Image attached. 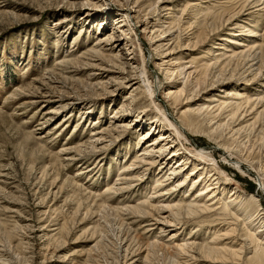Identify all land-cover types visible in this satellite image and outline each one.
I'll return each instance as SVG.
<instances>
[{
  "label": "rangeland",
  "instance_id": "rangeland-1",
  "mask_svg": "<svg viewBox=\"0 0 264 264\" xmlns=\"http://www.w3.org/2000/svg\"><path fill=\"white\" fill-rule=\"evenodd\" d=\"M131 1L141 6L137 21L152 24L160 18L172 38L163 65L153 63L160 51L148 50V44L141 48L146 74L158 78L160 89H182L163 106L176 114L185 111L184 118L193 123L182 137L184 148L202 147L212 154L211 162L223 165L222 200L236 191L237 204L250 209L248 195H255L253 221L242 225L247 219L237 204L228 207L236 217L225 211L184 215L172 204L206 184L190 188L189 178L178 192L146 200L155 196L154 182L167 174L169 165L160 172L156 167L146 171L142 181L128 188L108 190L119 168L144 146L139 135L155 115L146 106L142 127L118 132L120 136L102 134L97 148L87 143L95 128L113 120L124 98L123 89L110 95L92 85L113 73L100 69L105 58L102 62L85 54L103 27L120 17L115 5L94 7L91 1L58 7L57 0H0V264H255L246 233L259 228L254 216L264 215V112L258 114L264 99L243 104L236 113L226 106L209 111L202 106L224 92L264 94V0ZM253 44L257 47L248 50ZM63 59L67 62L61 64ZM180 64L189 67L181 72ZM145 99L120 111L119 120L132 121ZM249 159L258 174L249 168ZM237 160L241 171L234 166ZM192 167L188 163L180 178ZM213 218L217 220L210 223ZM186 241L195 245H173Z\"/></svg>",
  "mask_w": 264,
  "mask_h": 264
},
{
  "label": "bare ground",
  "instance_id": "bare-ground-1",
  "mask_svg": "<svg viewBox=\"0 0 264 264\" xmlns=\"http://www.w3.org/2000/svg\"><path fill=\"white\" fill-rule=\"evenodd\" d=\"M201 1L209 3L210 0H201ZM89 2H91V5L94 7L107 6L110 4L115 5V11H116L115 13H117L120 16L119 18L112 19L111 23H109V27L105 28L104 26L103 27L104 30H101L99 32V34H102L101 37L98 36L95 44H93L92 47L87 49L88 51H85V54L89 52L93 54L92 55L93 57H97V60L98 59L100 60L101 58L102 61V59L105 58L106 64L103 66V68L100 69L103 72H107L108 75L111 72L113 73L112 75H109L106 79H104L102 82L98 81L96 83H92V85L96 87L102 86V88L105 91L104 93H108L110 95H115L118 91H120V89L121 90L123 89L125 93L127 92L128 94L124 93L123 101L120 102L118 109H116L115 111V114L113 115L112 114L113 112L111 113L112 114L111 118L113 120L108 121L106 127L95 128L96 129L95 132L90 135L87 143H89L92 148H97V145L102 144L104 141V137L102 134L113 135L114 133H117V136H120L119 133L124 135L129 131V129L137 130L138 124L139 126L142 127V125H140V122L144 120V116L147 117V113L142 112L144 111V108L146 106H149L153 108V110H155V115L148 120L149 121L148 129L144 130V132L141 133L138 138L139 139L138 143L142 139L144 140L142 142V145L144 146L140 148L136 154H134L133 158L129 161V163H127V165L119 168L120 173L118 174V178L115 180V182H113L112 186L108 188V190H112V189L121 190L126 187L128 188L130 185H134V183L137 182L138 180L142 181V177L144 176V173L146 171H150L156 167L159 168V172H160L169 165V167L166 170L167 174L165 173V176H163L161 180L157 179L154 182L155 184L153 187V193L155 196L149 195L146 198V200L147 199L150 200L149 197L153 199L158 197H164L166 195H171L174 192H178L186 184L185 183L186 179L189 178V180L191 181L190 188H192V186H195L194 188L196 187L198 188L203 183L206 184L204 185L203 188L201 187L195 190L192 196H184L181 199L177 198L178 200L172 204L173 207L179 208L180 211H185L183 212L184 215L190 214L197 216L198 214H207L213 212H215L216 214L218 212L222 213V211L223 212L225 211L230 215L233 214L231 216L234 217L235 216L234 212L231 211L229 208L234 204H237L239 201L237 199L238 196L236 194V191L231 192L229 196H227L228 199L227 200L225 199V201L224 199L222 200L221 197L224 196V191L226 189V185L225 183L222 182V178H221V174H223L221 172L223 165H219L214 161L211 162L213 157L212 154L206 152L202 147H198L197 149H189V150H187V148L185 149L183 143L185 141L182 140V137L186 139V135H188V129L190 128V126L193 125V123H190V120L184 118L183 115L185 114L184 113L185 111H180L178 114H176L177 113L176 111H173L174 113L169 112L168 109H166V107L164 108L163 106L164 102L175 99L178 96V94L182 91V89L175 91L176 89L173 90L168 88L169 85L167 86V88L165 87L163 89H160V85L157 80L158 78L157 77L153 78L152 76L151 77L148 76L144 69L145 53L141 48L142 45L144 46L148 44L146 45L148 46V50L161 52L158 53L159 57L158 56L155 57V59L158 58L157 59L158 61L153 62L155 65H158L159 62H160L159 65H163L162 63L164 62L163 61L164 58L168 57L167 55H170L171 53L170 51L172 50V48L169 49L167 46L169 45V42L172 41L171 40L172 38L169 39L168 37L170 34L167 33L166 31V27H165L166 23L165 24L163 23L165 21L158 18L159 20H162V22L160 21L159 22L160 24H158L157 21L159 20H157L155 17L154 18L157 21L155 20H154L155 22L152 21L153 22L152 24H149L150 23L149 21H146L145 19H141V18H140L141 21H137L138 19L136 20L135 18L139 17L138 13L141 10V6L139 3L136 4L137 1H131V0H113V1L112 0H102V1L57 0L56 4L58 5V7H63L65 4L80 5ZM157 2H160V0H157ZM133 6L137 7V9L134 10L132 8ZM223 9L224 8H222L221 10ZM90 15H93V13H86L85 17ZM172 20L173 18L171 19V21ZM249 35L253 37H258V36L261 37V35L258 34L256 31H250ZM121 41H123L124 43L122 44ZM127 46L130 47L127 48ZM165 46L166 48L162 49V47ZM256 47L257 45L253 44L252 46L248 47L249 48L248 50L255 49ZM126 48L128 49V52L127 54L124 55V50ZM219 55H221V57H226V53H219ZM151 58L154 57L152 56ZM169 60L170 59H168V61ZM65 62H67V60L63 59L61 64ZM157 62L158 64H156ZM83 65L85 66L87 65V67H92L89 66L91 65L90 62H84ZM188 67L189 66H185V64H180V66H178L181 72H183V70L186 71ZM173 72H175V69L172 70V73ZM90 75H95V74H90ZM224 93L225 94L222 96V98H216V99L209 98L208 100H206L208 101V103H205V105L202 106L203 109L209 111L210 109L215 110L220 106H226L232 111L234 110L235 111L234 113H236V111L239 108H241L243 104L245 105L248 103L258 104L261 103L262 100L264 99V94L263 95L260 94L261 96H258V94L256 95L254 93L247 95L244 92L242 93L235 92L234 94L229 96L228 92H224ZM144 96H146L145 100L147 104H143L140 107L141 111L133 116V120L129 122L120 121L119 118H121L122 120L123 116L122 115L118 116L117 114L120 113V111H124L126 107L134 101L141 103L140 100ZM159 97H161V99ZM58 100H53V101H58ZM262 108L260 109V111H258V114L264 112V107ZM51 112L52 111L50 110L47 113H51ZM155 131L159 133H157L156 136L153 137ZM79 145L80 142L78 143V146ZM176 158L178 159L174 161ZM227 158H228L227 156L223 157L224 161ZM241 162H242L241 160H237L236 164L234 165L240 171L242 170L240 165ZM248 162H249L248 165L251 166L249 168L258 174L259 170L258 167L257 168L255 167L254 165L255 163L253 164L254 161L252 159H249ZM188 163H192L193 167L188 171V174L184 178H180L179 176L180 173L186 170L185 166ZM212 171L214 172L213 174H211ZM263 171L264 170H262V172ZM193 176H196V178L192 179ZM258 181L260 185H263L262 178L259 177ZM114 186L117 187L115 188ZM123 186L125 187L123 188ZM220 186H221V190L217 192ZM215 193L216 195L217 194L220 195L217 199ZM146 200L143 202L144 203L147 202ZM257 201L258 200L256 199L254 194H249L246 202L249 205L251 204L250 206H248L251 209V206L257 204ZM141 203L142 202L137 203L136 206H140ZM157 203L159 207H164L163 206L164 204L163 205L160 204L161 201L158 200L156 204ZM238 207L239 208L241 207L243 211L242 215L246 216L245 220L247 219L246 221L243 220L242 225L247 224L249 226L253 221V219L252 221L250 220L253 217L252 215L254 209L253 210L248 209L245 204L242 206L237 204V209ZM254 217L256 220H259L258 223L260 222L259 228L253 231L247 230L246 238L253 245V249H252L253 252L251 255L252 261L254 260L255 264H264V215L263 213H261L259 215L257 214ZM216 220L217 218H213L209 222L211 223ZM170 239H171L170 243H173L174 239L172 237ZM173 245L180 248L183 246H194L195 242L186 241L181 244L174 243ZM232 252L234 253V251Z\"/></svg>",
  "mask_w": 264,
  "mask_h": 264
}]
</instances>
